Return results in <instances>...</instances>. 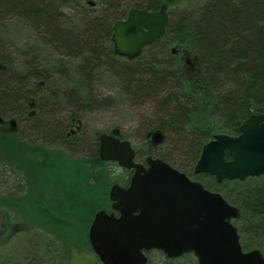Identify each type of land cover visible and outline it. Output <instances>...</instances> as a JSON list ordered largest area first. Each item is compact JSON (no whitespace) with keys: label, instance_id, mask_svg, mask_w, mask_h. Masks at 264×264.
<instances>
[{"label":"trees","instance_id":"trees-1","mask_svg":"<svg viewBox=\"0 0 264 264\" xmlns=\"http://www.w3.org/2000/svg\"><path fill=\"white\" fill-rule=\"evenodd\" d=\"M70 1L88 8L82 0H0V7L45 27L67 50L69 58L84 57L86 68L90 63L98 64L104 56L111 61L117 58L111 40L112 25L126 18L131 9L154 12L163 5L172 6L176 0H102L92 9L97 12L92 19L75 23L74 27L70 23L66 27L60 20L66 21L72 16L65 12L66 3ZM172 48H176L177 53L173 54ZM29 52L34 54L38 50L29 49ZM190 53L198 59L195 74L188 73L186 62L182 60ZM145 58L148 61L146 59L144 64H125L118 74L137 98L152 95L156 99V116L148 123V130H160L166 135L156 156L237 206L241 217L248 221L245 230L248 240L244 248L263 251L264 176L244 182L217 183L212 179L211 185V178L195 175L194 167L203 146L216 131L238 135L240 127L251 115L264 113V0H206L201 7L183 10L181 17L171 20L165 36L146 47L137 60ZM109 64L113 65L112 62ZM6 67L0 56V114L14 115L11 108L18 105L20 109L15 115H28L29 97L38 98L35 108L41 110L44 101L37 94L36 83L31 84L29 80H39L43 75L42 67L39 68L36 61H30L29 70L14 74V79L10 78ZM227 83L231 86L224 89ZM73 84L65 90L67 97L63 98L71 104L82 102L84 97L77 84ZM31 87L35 92L30 90ZM22 107L24 111H21ZM69 122L71 126L78 125L79 119L71 116ZM52 132L60 137L63 135L60 127ZM59 141L69 149L70 143L65 144L61 138ZM58 142L49 147H26L16 135L7 138L0 135V164L12 167L9 169L20 179L14 170L19 168L7 156L10 152L26 151L27 156L22 155L19 160L21 166L22 162H29L32 179L40 190L45 188L43 200L30 210L35 216L42 214L43 217L29 224L31 229L52 236L59 229L72 228L86 241V245L79 243V247L91 249L88 227L95 212L110 205L109 189L115 178L107 173L110 163L102 162L97 152L88 159L84 156L73 158L69 151L56 148ZM68 171L78 175L80 181H70ZM56 172L58 175L54 177ZM20 181L22 186L18 188L22 189L23 179ZM98 200L105 204H97ZM0 203L6 204L2 207L8 206L19 212L24 209L20 197L0 194ZM2 207L0 205V230L7 224L2 221ZM64 212L71 218L82 217L81 226L69 221ZM5 215L10 226L23 222L17 216ZM54 237L63 240L60 234ZM156 255L161 257L163 264H176L177 259H168L161 251H156Z\"/></svg>","mask_w":264,"mask_h":264},{"label":"rangeland","instance_id":"rangeland-1","mask_svg":"<svg viewBox=\"0 0 264 264\" xmlns=\"http://www.w3.org/2000/svg\"><path fill=\"white\" fill-rule=\"evenodd\" d=\"M87 1L94 3V6H88ZM101 1L82 0V3L88 7L87 9L75 5L72 1L66 3L65 12L73 17L70 15L68 20H60V22L66 27L71 23V26L74 27L75 23L92 19L97 14L92 9L96 8ZM205 1L176 0L175 4L168 6L171 20L181 17L183 10L201 7ZM113 26L114 24L112 28ZM60 45V42L53 39L50 31L42 25L32 24L17 13L6 11L5 8L0 7V56L6 63L10 78H13L14 74L29 70L30 61H36L38 67L43 68H41L43 75L39 77V80H29V82L36 83L34 85L39 91L37 94L44 101V107L38 110L35 108L38 98L29 97L28 101L31 104L26 110L28 115H32V119L17 120V131L23 141L28 144H40L41 146L44 144L49 147L61 138L65 144L70 143L69 149L60 141L58 142L60 145L56 146L57 149L69 151L73 158L84 156L88 159L93 157L96 152L98 153L99 134H110L113 130H119L121 138L130 141L137 150V161L145 162L151 149H154L152 154L156 156L162 146L154 148L151 144L152 138L147 137L153 132L148 130V123L155 119L156 99L152 95L137 98L129 92L127 83L118 74L119 68L125 64L134 66L144 64L148 58L128 60L116 56L117 58L111 61L104 56L100 58L98 64L94 62L91 65L90 63L89 67L84 68V57L69 58L67 50ZM29 49H36L38 52L32 54L33 52L30 53ZM174 51L177 53L176 48H172L173 54H175ZM182 60L186 62L185 69L189 74L198 72V59L195 54L190 53ZM110 62L113 65L110 66ZM73 82L77 84L84 100L71 104L63 97H67L65 90L74 86ZM230 86V83H227L224 89ZM30 90L35 92L34 87H31ZM11 109L17 114L20 107L14 105ZM21 111H24V107L21 108ZM71 116L79 119L78 125H70ZM46 125L48 129L45 128ZM50 127L53 131L60 127L63 132L62 137L52 132ZM66 133L71 135L66 136ZM215 134L232 136L223 130L216 131ZM164 136L166 138L165 134ZM22 155L27 156L26 151L10 152L7 156L11 162H14L13 165L16 164L19 168L15 167L14 170L17 176L23 179L22 189L18 188L22 186L20 179H17L6 165L0 164V194L12 198L20 197L24 205V209L19 212L8 206L2 207L6 204L0 203L3 211L1 213L2 221L4 224L7 223L2 228L3 230H0V264H101L90 249L77 245V243L86 245V241L81 234L75 232V229L62 228L57 230V234H51L52 236L31 229L29 224L43 217L42 214L35 216V213L30 210L43 200L45 188L40 190L35 179H32L29 162L24 161L25 163L22 162L21 166L19 160ZM69 171L67 172L69 180L73 183L79 182L80 177ZM107 173L110 174L109 177H114L115 181L120 179L119 182L126 181L129 175L128 171L117 164H110ZM57 175V172L54 173V177ZM210 182L211 185L214 183L212 179ZM69 187L76 189L72 184H69ZM15 193L17 195H12ZM97 204H105V201L98 200ZM6 213L9 216H11L10 213L17 216L23 222L20 221L21 224L10 226L8 217H5ZM64 214L66 215V212ZM67 219L74 224L80 226L82 224V217L67 216ZM50 225L53 227V223ZM58 234L63 237L62 241L54 237ZM262 249L264 251V247ZM148 256L152 264H163L161 257L156 255V251L150 252ZM176 264H197V260L192 254H189L177 259Z\"/></svg>","mask_w":264,"mask_h":264},{"label":"water","instance_id":"water-1","mask_svg":"<svg viewBox=\"0 0 264 264\" xmlns=\"http://www.w3.org/2000/svg\"><path fill=\"white\" fill-rule=\"evenodd\" d=\"M87 4L94 6L91 1ZM169 24L166 5L157 12L131 9L113 26L115 53L129 60L139 57L144 48L164 37ZM152 139L160 144L164 134L157 131ZM99 141L102 161L134 169L128 187L114 184L110 190L112 207L119 215L99 211L89 230L91 246L103 264H148L146 253L151 250H161L168 258L193 253L198 264H264L259 250L243 252L231 223L240 217V209L221 194L159 158L148 157V169L136 163L135 150L128 140L120 139L119 130L101 134ZM195 172L214 176L218 182L264 175V113L251 115L237 136L216 134L204 145Z\"/></svg>","mask_w":264,"mask_h":264},{"label":"flooded vegetation","instance_id":"flooded-vegetation-1","mask_svg":"<svg viewBox=\"0 0 264 264\" xmlns=\"http://www.w3.org/2000/svg\"><path fill=\"white\" fill-rule=\"evenodd\" d=\"M30 104L31 103L29 102V106H30ZM2 117H3V121L0 123V135L5 136V138H7L8 136L11 137L12 135H16L17 138L19 139V141L21 143H23V145H25L26 147H34V146H39L40 145V144H28V143L24 142L23 139L20 137L18 131H17V120H23V121H25V119L26 120H31L32 119L31 118L32 117L31 114L30 115H22V116H16L15 114L14 115H6V116L2 115ZM12 120H15V125L14 126L11 125V121ZM38 123H40V122H38ZM69 135H71V134H69ZM42 146H44V144H42ZM42 146L40 145V147H42ZM143 165H144L145 168L148 167V165L146 163H143ZM8 168H10V167H8ZM126 171L129 172V175L127 177V181L128 182L124 183V185H123L124 187L128 185V183L130 181V178H131V176L133 174V170H126ZM197 175H200V174H197ZM190 178L192 180H196L193 176H190ZM247 223H248V221H246L244 218H242L241 215H240L239 218H236V219L232 220V224L235 227H237V229H238V233L240 235V241L243 244V248H244L245 242L248 240V238L246 236V231H245L246 227H247ZM253 249H255V248H253ZM244 251H246V249Z\"/></svg>","mask_w":264,"mask_h":264},{"label":"bare ground","instance_id":"bare-ground-1","mask_svg":"<svg viewBox=\"0 0 264 264\" xmlns=\"http://www.w3.org/2000/svg\"><path fill=\"white\" fill-rule=\"evenodd\" d=\"M4 103V102H3Z\"/></svg>","mask_w":264,"mask_h":264}]
</instances>
